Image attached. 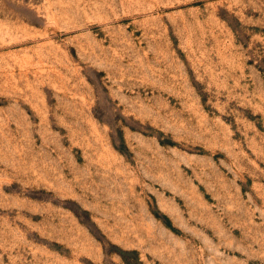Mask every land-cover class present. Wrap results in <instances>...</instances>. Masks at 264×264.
Returning <instances> with one entry per match:
<instances>
[{"label":"rangeland","instance_id":"1","mask_svg":"<svg viewBox=\"0 0 264 264\" xmlns=\"http://www.w3.org/2000/svg\"><path fill=\"white\" fill-rule=\"evenodd\" d=\"M0 264H264V0H0Z\"/></svg>","mask_w":264,"mask_h":264}]
</instances>
